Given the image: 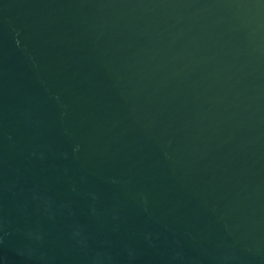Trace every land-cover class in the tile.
<instances>
[{
  "label": "water",
  "instance_id": "95a60500",
  "mask_svg": "<svg viewBox=\"0 0 264 264\" xmlns=\"http://www.w3.org/2000/svg\"><path fill=\"white\" fill-rule=\"evenodd\" d=\"M0 264H264V0H0Z\"/></svg>",
  "mask_w": 264,
  "mask_h": 264
}]
</instances>
